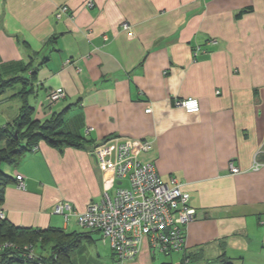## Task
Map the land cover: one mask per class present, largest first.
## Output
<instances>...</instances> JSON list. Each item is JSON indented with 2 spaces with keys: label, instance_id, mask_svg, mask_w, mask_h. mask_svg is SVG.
<instances>
[{
  "label": "crops",
  "instance_id": "obj_1",
  "mask_svg": "<svg viewBox=\"0 0 264 264\" xmlns=\"http://www.w3.org/2000/svg\"><path fill=\"white\" fill-rule=\"evenodd\" d=\"M89 1L0 0V75L31 80L36 119L65 111L64 130L91 141L63 150L42 141L7 165L25 180L24 189L6 187L7 219L86 233L72 264H115L100 232L77 230L76 218L52 208L68 201L84 211L120 184L113 168L98 165L93 144L116 150L147 140L154 148L141 158L166 183L173 176L183 184L199 216L185 251L165 254L146 239L126 264H264V0ZM63 5L70 13L57 19ZM59 87L65 97L45 107ZM23 88L0 94L1 124L18 116ZM189 97L198 112L174 106Z\"/></svg>",
  "mask_w": 264,
  "mask_h": 264
},
{
  "label": "built area",
  "instance_id": "obj_2",
  "mask_svg": "<svg viewBox=\"0 0 264 264\" xmlns=\"http://www.w3.org/2000/svg\"><path fill=\"white\" fill-rule=\"evenodd\" d=\"M87 5L93 7L94 3L90 0ZM69 13V7L63 5L55 16L61 19ZM123 27L132 34L129 24L124 23ZM64 97L62 87L51 91L46 99L47 107ZM174 103L187 112L200 109L198 99L193 97L176 98ZM153 146L147 140H126L116 150L107 142L95 147L93 155L98 165L104 170L113 168L120 183L113 194L105 192L100 201L91 202L84 211H77L68 201H59L52 208V213L63 215L67 222L75 217L80 227L100 232L109 241L116 264H126L137 257L146 239L151 248L165 254L185 251L187 227L199 216L190 205V194L183 184L175 177L171 178V184L165 183L154 162L141 158V153L152 150ZM231 170L239 172L233 164ZM17 181L18 187L24 189V177L17 175ZM9 246L13 245L7 243L6 247ZM25 249L29 257L36 256L32 245Z\"/></svg>",
  "mask_w": 264,
  "mask_h": 264
},
{
  "label": "trees",
  "instance_id": "obj_3",
  "mask_svg": "<svg viewBox=\"0 0 264 264\" xmlns=\"http://www.w3.org/2000/svg\"><path fill=\"white\" fill-rule=\"evenodd\" d=\"M196 51L198 53L199 49ZM30 81L24 76L5 78L0 75V94L16 84L24 87L18 93L23 100L18 116L10 122L0 123V264H72L71 254L79 247L86 233L76 231L67 233L61 228L44 230L20 227L10 222L2 209L7 185L17 181V177L14 178L6 171L7 165L19 164L27 155L37 151L42 141L60 150L66 147L83 148L86 143L91 142L64 130L65 111L55 113L45 120L36 119L34 117L36 107L28 101V95L33 93L34 89L25 88ZM44 104L46 107V101ZM101 144H93L92 155L94 148ZM1 214H4V217ZM7 243L13 246L6 247ZM27 245H32L35 252L39 247L41 252H36L35 257H29L25 249Z\"/></svg>",
  "mask_w": 264,
  "mask_h": 264
},
{
  "label": "rangeland",
  "instance_id": "obj_4",
  "mask_svg": "<svg viewBox=\"0 0 264 264\" xmlns=\"http://www.w3.org/2000/svg\"><path fill=\"white\" fill-rule=\"evenodd\" d=\"M19 102H20V99L14 100V101H13V105L15 106V105H17ZM31 102H32L33 104L36 105V103H34V102H35V97H32V98H31ZM54 104H55V103H54ZM54 104H53V105H54ZM46 105H47V104H46ZM46 107H47V106H46ZM14 113H15V109H14V107H13V111H12V113L10 114V116H12ZM0 122H2V121H0ZM4 167H5V166H4ZM81 228H82V227L77 228V230H80ZM82 229H83V228H82ZM102 239H103V238H102ZM38 249H39V250H38ZM38 249L36 250V252H39V253H40V252H41V248L38 247ZM43 252H44V251H43ZM39 253H38V254H39ZM106 257H108V259H110L111 256H110V254H107ZM110 260H111V259H110ZM114 263H115V261H114ZM115 264H116V263H115Z\"/></svg>",
  "mask_w": 264,
  "mask_h": 264
}]
</instances>
